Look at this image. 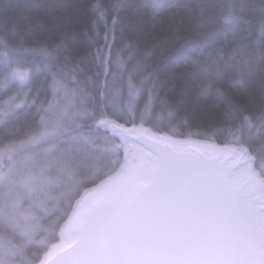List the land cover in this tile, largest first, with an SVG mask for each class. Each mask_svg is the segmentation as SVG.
Returning a JSON list of instances; mask_svg holds the SVG:
<instances>
[{"label": "trees", "instance_id": "16d2710c", "mask_svg": "<svg viewBox=\"0 0 264 264\" xmlns=\"http://www.w3.org/2000/svg\"><path fill=\"white\" fill-rule=\"evenodd\" d=\"M103 118L244 147L264 179V0H0V264H38L119 168Z\"/></svg>", "mask_w": 264, "mask_h": 264}, {"label": "water", "instance_id": "95a60500", "mask_svg": "<svg viewBox=\"0 0 264 264\" xmlns=\"http://www.w3.org/2000/svg\"><path fill=\"white\" fill-rule=\"evenodd\" d=\"M114 131L146 151L145 180L91 200L39 264H264V201L237 177L243 157Z\"/></svg>", "mask_w": 264, "mask_h": 264}, {"label": "rangeland", "instance_id": "374dc122", "mask_svg": "<svg viewBox=\"0 0 264 264\" xmlns=\"http://www.w3.org/2000/svg\"><path fill=\"white\" fill-rule=\"evenodd\" d=\"M55 93L57 92L55 91ZM75 94H76L75 91L71 90L69 93H66L60 96L58 99H56V101L53 104H51L50 111H53L52 115H55V117L53 119H48V120L52 121L54 125V129L60 127L64 130L66 126L72 122L73 119H76L77 117L82 115L80 111H75L76 110ZM96 125L103 130L113 133V135L119 138L120 143H121L122 153H123L119 168L113 174L108 176L106 179H104L102 182H100L96 186L90 189L84 190L82 192L80 197L76 200L72 208V211L69 214L68 219L65 221V223L60 228L59 241L56 244H53L50 246L47 252L42 256L41 261L47 259L55 251L68 246L72 242V236L70 234V229L74 225V223L78 220V218L81 216V214L84 212V210L88 207L89 202L91 200L96 199L104 194H107L115 189L127 187L132 183L143 182L145 180L146 166H147V158L145 155L146 151L140 145L123 139L121 135H119L117 132L114 131V127L126 128L127 126H124L118 123L117 121L109 119V118H103L99 120ZM130 127H134L135 129H137L138 132H145V133L150 132L152 133L151 135L153 137L161 138L165 140H168L169 138L177 140V141L198 140V139L173 138L166 134L156 133L152 131L151 129L141 126V125H134ZM198 141L208 142L204 140H198ZM208 143H212V142H208ZM221 147H230L236 150L237 152L238 151L244 152L247 155V158H245V165H243L242 167H245V166L250 167L251 170L254 172V174L257 175L261 179V181L264 183V179L260 176V174L257 171L254 170L252 158L244 147H241V146H238V147L221 146ZM131 170H133V172L131 176L128 177V182L126 184H123L122 186H119V185L114 186L110 190L106 189L97 194H90L89 196L85 197L83 201H81L82 197L87 192H90L91 190L93 191V189H96V188L98 189V187L104 188L107 185L106 183L110 181H118L124 175L130 174L129 171ZM240 180L247 181L245 179H240ZM247 182H249V184L255 185L251 183L250 181H247ZM71 218H72V222L69 225H67V223L69 222Z\"/></svg>", "mask_w": 264, "mask_h": 264}, {"label": "bare ground", "instance_id": "6f19581e", "mask_svg": "<svg viewBox=\"0 0 264 264\" xmlns=\"http://www.w3.org/2000/svg\"><path fill=\"white\" fill-rule=\"evenodd\" d=\"M150 133V132H148ZM150 133L149 135H151ZM152 136V135H151ZM166 138V137H165ZM169 143L176 144V145H190L196 148H199L201 150H206V151H211V152H220V153H226L233 155L234 157H243L244 159L247 158V155L244 152L236 151L233 148L230 147H221L215 143H208V142H203V141H198V140H184V141H177L174 139L169 138L167 140ZM135 170V169H134ZM133 170L129 171L130 174L124 175L121 179L118 181H110L106 183L107 185L104 188L98 187V189H93L90 192H87L81 199H85V197L89 196L90 194H97L99 192H102L103 190H110L114 186H122L123 184H126L128 182V177L131 176ZM137 173V172H136ZM238 179H245L247 181H250L251 183L255 184L256 186L259 187V195L261 199L264 201V183L261 181V179L254 174V172L251 170L250 167H242L239 169ZM72 222V218L69 220L67 225H69Z\"/></svg>", "mask_w": 264, "mask_h": 264}]
</instances>
